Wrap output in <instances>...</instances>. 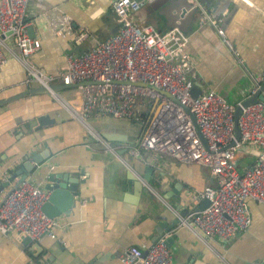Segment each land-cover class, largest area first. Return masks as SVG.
<instances>
[{"label": "crops", "instance_id": "0c3cea01", "mask_svg": "<svg viewBox=\"0 0 264 264\" xmlns=\"http://www.w3.org/2000/svg\"><path fill=\"white\" fill-rule=\"evenodd\" d=\"M143 3L132 13L134 22L152 24L159 32L170 28V18L182 21L187 12L182 5L167 19ZM203 4L209 20L199 24L196 10L184 31L190 61L187 75L203 90L212 88L230 103L241 102L252 95L255 76L262 80V89L264 85V0H203ZM60 13L71 17L74 28L88 29L89 37L76 43L73 33H54L49 20ZM26 20L34 29L31 36L40 41L31 54L33 62L53 77L52 89L79 107L80 89L60 87L58 75L66 68L68 54L119 27L112 0H29ZM7 42L17 50L11 37ZM5 53L9 59L0 67V200L40 151L47 150V156L25 177L46 190L48 183L69 182L66 178L71 176L80 180L66 211L49 200L43 204L47 214L67 221L55 229L56 238L44 234L22 241L24 237L13 230L0 233V264H123L119 256L125 247L146 248L163 235L173 264H264L263 203L249 200L251 223L231 241L197 239L177 225L178 213L206 205L204 199L196 203L192 195L215 184L209 167L183 163L145 147L133 152L131 146L141 136L144 122L141 126L127 118L91 115L90 124L101 136L95 139L51 91L40 90L36 81L26 82L23 65L10 51ZM42 113L55 120L38 125ZM255 158L253 144L242 143L235 167L243 171Z\"/></svg>", "mask_w": 264, "mask_h": 264}, {"label": "built area", "instance_id": "2783aa9c", "mask_svg": "<svg viewBox=\"0 0 264 264\" xmlns=\"http://www.w3.org/2000/svg\"><path fill=\"white\" fill-rule=\"evenodd\" d=\"M190 1L197 10V22L209 20L203 0ZM28 2L0 0V67L9 59L6 49L25 68V81L44 85L95 139L100 140L101 136L90 124L91 115L142 121L145 126L131 146L133 152L145 147L183 163L209 167L215 184H206L192 195L196 203L206 199V205L178 213L177 225L188 228L197 239L207 242L219 237L229 242L245 230L252 220L249 200L264 204V93L263 98L242 107L236 139L234 112L240 102L230 103L212 88L196 96L191 94L194 81L187 75L190 61L184 48V31L170 27L159 32L152 24L138 25L132 13L144 0H112L119 27L80 52L68 54L66 68L58 75L63 84L78 85L82 100L77 107L51 88L53 77L31 58L40 41L28 30ZM49 26L56 34L73 33L76 43L84 42L90 35L86 28H74L66 13L50 19ZM8 37L17 50L11 49ZM261 81L259 76L253 78L250 94L262 92ZM246 142L255 147L256 158L239 171L234 158ZM48 198V190L32 177H24L0 200V233L13 230L18 236L34 240L44 234L56 238L55 229L67 221L45 212L43 204ZM167 240L163 235L146 248L129 245L119 259L123 264H173Z\"/></svg>", "mask_w": 264, "mask_h": 264}, {"label": "water", "instance_id": "95a60500", "mask_svg": "<svg viewBox=\"0 0 264 264\" xmlns=\"http://www.w3.org/2000/svg\"><path fill=\"white\" fill-rule=\"evenodd\" d=\"M152 0L150 2H145L143 4L148 5V8L150 11H154L156 9L159 10V13L162 15H165L167 17V19H169V12L173 11L172 9H179L178 7L184 5L187 8V12L185 15L184 20L182 21H178V20H174L170 18V23H168L169 27H179L180 29H182L183 31H186L188 29V25L191 23L192 19H193V15L196 12V8L195 5L190 1V0ZM168 2V3H166ZM166 3V4H165ZM147 8V7H146ZM29 33L30 35L33 36V26L29 25L28 27ZM74 86H77V84H73ZM68 86H72L71 84H60V87H68ZM52 87L56 88V85H53ZM40 90H46V87L44 85H40L38 87ZM79 88V87H78ZM203 87L198 83V82H194L192 89H191V94L193 96L198 95L203 89ZM263 93H264V85H263V92L262 93H254L251 96H249L248 98L242 100L240 103L236 104L235 107V112H234V132H235V137L236 139L239 138V127H238V116L240 114V111L242 109L243 106H245L246 104L252 102L253 100H255L256 98H263ZM169 94V93H167ZM189 111V108H186ZM191 117L192 120L197 128L198 134L201 138V140L205 143L206 139L205 137L202 135V133L199 131L198 126L196 124L195 121V117L193 115V113L191 112ZM55 119L50 117V115H48V113H42L40 115L37 116V121H38V125H44L46 123H48L49 121H54ZM130 120V119H129ZM134 122V121H132ZM139 124H141L142 126V121H137ZM48 154V151L46 150L44 151H40L38 153H35L32 158H31V162L29 163L30 165L26 164L23 166V174L21 175L19 181L21 179H23L25 177V175L27 174L29 169H32V167L34 166V164H39L44 157H46ZM67 181L65 180L63 181H59L56 183H48L47 184V188L49 190V198L48 200L50 202H53L58 209L62 210V211H66L65 208L68 207L70 205V203L73 202V198L74 195H76L79 191L78 188V181L80 179L76 178V177H68L66 178ZM18 181V182H19ZM17 182V183H18ZM16 183V184H17ZM204 201L207 203V200L204 199ZM162 226V223H161ZM24 237L22 241H25L28 239L27 236H22Z\"/></svg>", "mask_w": 264, "mask_h": 264}, {"label": "rangeland", "instance_id": "374dc122", "mask_svg": "<svg viewBox=\"0 0 264 264\" xmlns=\"http://www.w3.org/2000/svg\"><path fill=\"white\" fill-rule=\"evenodd\" d=\"M52 82V81H51ZM45 210V208H43Z\"/></svg>", "mask_w": 264, "mask_h": 264}]
</instances>
